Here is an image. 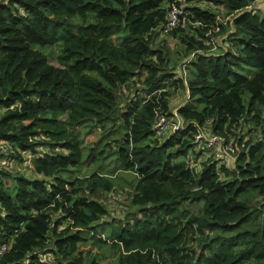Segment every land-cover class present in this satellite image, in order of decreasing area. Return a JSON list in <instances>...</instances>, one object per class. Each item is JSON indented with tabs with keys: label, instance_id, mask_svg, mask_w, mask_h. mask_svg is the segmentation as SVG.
I'll list each match as a JSON object with an SVG mask.
<instances>
[{
	"label": "trees",
	"instance_id": "1",
	"mask_svg": "<svg viewBox=\"0 0 264 264\" xmlns=\"http://www.w3.org/2000/svg\"><path fill=\"white\" fill-rule=\"evenodd\" d=\"M171 1L0 0V264H264V5L185 0L227 19L189 5L162 33ZM160 34L179 37V72ZM54 44L55 63L37 48ZM173 108L183 127L154 136L155 114ZM234 126L248 138L233 135L230 166L195 148L198 131ZM27 157L30 173L7 166ZM119 172L132 174L131 208L97 228L108 218L96 192Z\"/></svg>",
	"mask_w": 264,
	"mask_h": 264
},
{
	"label": "rangeland",
	"instance_id": "2",
	"mask_svg": "<svg viewBox=\"0 0 264 264\" xmlns=\"http://www.w3.org/2000/svg\"><path fill=\"white\" fill-rule=\"evenodd\" d=\"M185 6L189 7V5H199L202 8H210L212 10H214L215 12H217V20L220 22V20H225L227 19V16L225 15V10L222 6H216L212 3H208L207 1H192V2H185L184 4ZM264 5V0H257L256 2H254L252 5L249 6V8L251 7H256V6H263ZM188 29V28H187ZM185 29V30H187ZM216 31V30H214ZM220 34H215L214 36H212L215 44L217 45H221V41H220ZM179 38V37H178ZM175 38V37H171L170 35H158V39L160 40L159 43H161L162 45L166 46L169 48V65H173L175 66L176 70H179L182 68V61L186 60V58H182L183 53H182V44L180 43L179 39ZM60 42V41H59ZM58 46L56 44L52 45V46H44V47H40L38 46L37 48L43 52L44 54L48 55L51 60L53 61V63H55V55L58 51ZM179 74V73H177ZM180 75V74H179ZM183 77L187 78L189 76L192 75V71L189 69H185L183 68ZM187 89H185V94H187ZM171 103L170 105L173 107H176L180 104H182V102L186 101V95H184V93L182 92V90H180V88L176 89L173 93V95L170 97ZM176 110V109H175ZM174 111V108L173 110ZM121 129H124L123 127ZM231 135L236 136V138L239 137V135H242L244 139L248 138V135L246 134V126L243 127H236L234 126L232 128V130L230 131ZM168 132L165 133V135ZM100 135V130L98 128H94L91 131L83 134V142L87 143V145H91L92 143H94L95 140H97L99 138ZM82 136V133H81ZM236 145L237 148L239 149V147H241V145L239 144V142L236 141ZM44 148V147H43ZM84 155L86 153H83ZM83 155V156H84ZM203 156H200V158H204L206 153L202 154ZM235 159V155H230L229 157L226 158L227 162L225 164H227L228 166H230V164L233 163ZM8 167L11 169H18L19 171H22L24 173H30L32 170L31 164H30V158L27 157L25 161H19V160H15L12 158H8ZM196 163V162H194ZM111 166V163L109 164V167ZM90 170V169H89ZM88 173V172H87ZM109 173H111L109 171ZM81 172H78V175L81 176ZM125 176L126 178H120L117 181H114V185H112L111 189L109 191H104L101 188H98L96 195L98 197V199L106 206L107 208V216L106 218H108V222H100L97 223L96 227L100 228L101 225H105V228H109L110 226V222L109 220H114V219H118L119 217H121L120 219H125V216L127 215L128 210L131 208L130 206V192L132 190V174H128V173H123V172H119V175ZM128 174V175H127ZM117 177L114 176V179H116ZM126 179V180H125ZM3 181L5 184V187L10 191V189L13 187V183L10 180L9 177L4 176L3 177ZM11 196H14V189L11 190L10 192ZM100 230V229H99ZM79 248L85 249V252H82V256L83 258L86 260H89L91 255L95 252H97L96 250L97 247L91 243H79ZM83 251V250H82ZM109 256V258L111 259H115L116 257H114L113 253H108L107 256H105L104 260L107 259ZM103 260L99 262L102 263ZM57 264V263H54ZM66 264H70V263H66ZM82 264H88L86 261L83 262ZM166 264H170L169 262H167Z\"/></svg>",
	"mask_w": 264,
	"mask_h": 264
},
{
	"label": "built area",
	"instance_id": "3",
	"mask_svg": "<svg viewBox=\"0 0 264 264\" xmlns=\"http://www.w3.org/2000/svg\"><path fill=\"white\" fill-rule=\"evenodd\" d=\"M185 0H172L168 4L166 17L164 23L161 25L162 33L170 31L172 28L177 26H183L187 20V15L191 14V11L186 8ZM200 24L195 21L193 24ZM217 30V29H216ZM192 56V54H191ZM174 117L167 116L165 114L156 113L155 121L153 124L154 136L159 137L164 135L166 132H173L180 127H183V121L179 118L176 111H172ZM195 148L203 149L204 146L211 148L216 156H227L233 155L237 150L235 137L227 132H223L219 135H211L207 138L202 131H198L194 136ZM6 249V244L0 246V257Z\"/></svg>",
	"mask_w": 264,
	"mask_h": 264
}]
</instances>
